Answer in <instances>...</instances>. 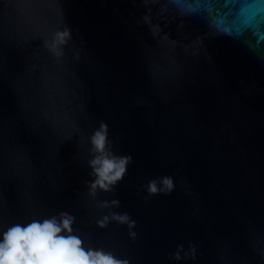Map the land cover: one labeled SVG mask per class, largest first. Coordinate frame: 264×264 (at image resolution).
<instances>
[{"label": "water", "instance_id": "95a60500", "mask_svg": "<svg viewBox=\"0 0 264 264\" xmlns=\"http://www.w3.org/2000/svg\"><path fill=\"white\" fill-rule=\"evenodd\" d=\"M59 33V219L85 249L264 264V0H62ZM102 125L129 163L93 193Z\"/></svg>", "mask_w": 264, "mask_h": 264}, {"label": "clouds", "instance_id": "9594fccd", "mask_svg": "<svg viewBox=\"0 0 264 264\" xmlns=\"http://www.w3.org/2000/svg\"><path fill=\"white\" fill-rule=\"evenodd\" d=\"M66 33H57L53 38L55 49L62 44ZM97 154L90 162L96 177L92 184L97 189L109 190L119 181L129 163V158L111 156L107 150V129H101L91 138ZM170 190L171 179L163 181ZM155 182L149 185L151 193L157 192ZM127 222L128 217H117ZM74 220L67 214L49 219L33 220L28 224H13L0 234V264H127L112 253L103 250L85 249L81 238L73 233ZM179 259V257H177Z\"/></svg>", "mask_w": 264, "mask_h": 264}]
</instances>
